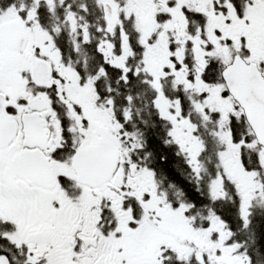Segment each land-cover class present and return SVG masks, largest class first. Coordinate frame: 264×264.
<instances>
[{"label": "snow or ice", "instance_id": "snow-or-ice-1", "mask_svg": "<svg viewBox=\"0 0 264 264\" xmlns=\"http://www.w3.org/2000/svg\"><path fill=\"white\" fill-rule=\"evenodd\" d=\"M0 264H264V0H0Z\"/></svg>", "mask_w": 264, "mask_h": 264}]
</instances>
